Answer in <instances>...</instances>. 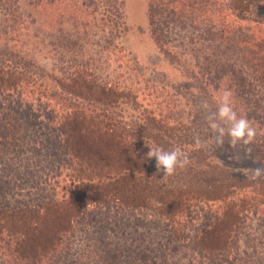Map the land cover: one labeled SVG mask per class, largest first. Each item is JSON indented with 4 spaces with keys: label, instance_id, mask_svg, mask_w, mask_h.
<instances>
[{
    "label": "rangeland",
    "instance_id": "1",
    "mask_svg": "<svg viewBox=\"0 0 264 264\" xmlns=\"http://www.w3.org/2000/svg\"><path fill=\"white\" fill-rule=\"evenodd\" d=\"M117 1L93 0L83 15L80 0H51L47 13L23 3L30 17H13L19 38L8 47L10 17L0 9V53L10 51L0 83V117L7 119L6 128L0 119V264H263L264 177H249L250 169L264 167V46L245 53L228 43V55L217 49L218 60L230 57L239 67L232 107L257 132L251 145H231L227 137L217 145L208 119L216 120L227 82L215 95L212 82L199 81L204 59L190 50L178 58L162 52L151 36L150 0ZM259 4L250 16L264 22V0ZM173 35L171 45L178 46L184 33ZM78 64L94 72L90 81L133 92L115 110L123 137L106 159L105 141H89L83 150L91 161H81L70 151L74 142L68 151L60 140L63 114H90L67 107L68 81L58 85ZM157 146L188 155L173 189L172 176L163 179L155 158L147 159ZM137 155L143 164L132 170ZM218 166L236 178L235 187L227 190L226 179L212 194L201 183V196L193 198L192 173L227 176ZM164 191L172 193L169 201L160 200Z\"/></svg>",
    "mask_w": 264,
    "mask_h": 264
},
{
    "label": "trees",
    "instance_id": "2",
    "mask_svg": "<svg viewBox=\"0 0 264 264\" xmlns=\"http://www.w3.org/2000/svg\"><path fill=\"white\" fill-rule=\"evenodd\" d=\"M50 1L51 0H22L20 2L18 0H0V9L3 10V14L6 17H10V19H8L9 25L6 27L4 32L6 35L5 40L7 47L9 43H13L15 39L19 38L17 33L18 29L15 27V25H13V19L16 17H30V15H28L26 11L23 10L22 4L27 3L30 8L34 9V11L38 10L39 12V9L45 11L44 8H48L46 5L47 2ZM110 1H113L114 3L118 2L117 0ZM92 2L93 0H80L81 5L79 4V7L76 5V8H79L80 14L83 15V9L92 8L94 5ZM259 3L260 0H150L149 23L152 30L151 36L159 45L162 52L165 55H168L170 58L185 56L186 52H188L187 50H190L196 55L195 59L198 62L204 59V62H206L208 66L200 67V83L203 84L204 81L212 82L215 88L214 94L216 95L220 93L221 88H223V82H227V90L231 91L232 93L236 85L233 83V79L235 76H237L239 67L235 62H233V60L229 59L230 57H228L225 62L218 60L219 56L217 54V49H221L222 47L221 53L228 55L231 52L226 47L228 43L230 46H233L232 48H236L238 52L244 51L246 53L244 49L249 47L252 48L251 50H255L256 47L263 48L264 22L253 19L250 16V14L252 15V13L257 10L258 6L260 5ZM210 5L212 8H214V10L210 9ZM205 7L209 8L212 12L205 13L203 11ZM194 11L197 17H193ZM45 12L47 13V11ZM159 25H163V30L157 27ZM126 26L127 23L124 22V31H126ZM75 29L78 31V27ZM188 29H194V32L195 29H197L200 30V32H188ZM176 30L183 32L184 36L181 37L182 41L180 44L173 47L171 44L173 41H175L173 37L177 36L173 35ZM235 36L236 38H239L240 41H236V43L230 41V39ZM252 44L256 46L253 47ZM211 45L218 47L212 51L210 49V47H212ZM7 47L4 48L0 53L3 58H6L2 59V62L0 63V83H4V75L6 74L4 72L5 68L3 67L8 60L7 55L10 52L8 51ZM182 49H184L185 52L182 51L184 53L180 52ZM210 51L212 52L207 53ZM207 54L210 55L207 56ZM260 54H264V52H261ZM217 60L220 62V64L214 66L213 63H216ZM8 62L14 65V72L17 73V71L20 69L18 63H15L14 60H10ZM184 67V69L187 68L186 66ZM188 72L192 74V77L198 79L199 76H196L194 72ZM50 76L52 75L47 74V77ZM90 78H92L93 81L96 79L94 72L87 68V66L85 67L78 64L72 66V73H69L67 77L64 76L57 79L59 87L62 86L64 79L68 81L65 92L67 99L64 98V101L66 102L65 105L69 107L71 104L76 110L79 109L85 112H90L89 115L84 113L80 115H76L75 113H66L61 116L63 121L61 122L60 140L65 143L66 149L68 151L70 150L68 145L74 142L75 147L70 151L74 152L75 157L81 161L85 160V157H88V161H91V157H89L90 154H85L83 150L85 148L88 149L87 144L89 141L92 142L91 146L95 145L97 142H107V146L104 147V150L106 151L101 157L105 159L109 157V153L114 147L113 143L115 141L118 143L117 137L118 139L121 136L123 137V133L120 130V114L115 112V110H117L121 100L124 97H129L130 94L132 95L133 93L131 89L119 88V86L111 85L104 81L93 82L90 81ZM207 85L208 83L206 82V86ZM206 86H204L205 91ZM73 99L74 102L72 103ZM69 101H71V103ZM233 101L237 102L238 100L233 97ZM261 115L262 114H257L256 117L260 118ZM1 118L2 117H0V119ZM5 120L3 128L4 126L5 128L7 126V124L5 125ZM0 124L2 123L0 122ZM117 145H120V143ZM172 149L173 148H169L166 149V151H170ZM91 156L96 158L98 161L100 160V164L103 162L101 157H97L99 154H93ZM189 156L197 157L195 154ZM207 160H209V157L203 158V162L209 163ZM141 163L142 158L141 156L137 155L135 164L130 166L132 170L133 168L140 169L143 164ZM210 165L211 164H209V166ZM100 166L103 167V164ZM217 168L219 170H223L222 172L227 176L223 177L221 175L210 174L208 171L205 173L201 172L200 174L192 173L188 188L190 190V194H197L193 195V198L201 196L202 191H199L197 188L203 189L204 185L206 189L210 190L208 192H213L212 194L219 192L221 187L218 183L226 181V179L229 182V185L226 186L227 190L235 187L234 183L236 182V178L233 177L229 172L225 171V169H222L220 166ZM175 174L168 179L167 188H175H172L173 181L178 180L181 176V174ZM246 180L248 179H243L241 182L243 183ZM201 183L205 184L202 185ZM156 192H158V190ZM208 192L207 194H209ZM160 194L163 195L160 197V200L162 201H169V198L172 197L170 195L172 194L171 192L164 191ZM204 242L205 240L201 239V245L206 249L207 245H205ZM260 257L264 264V254Z\"/></svg>",
    "mask_w": 264,
    "mask_h": 264
},
{
    "label": "clouds",
    "instance_id": "3",
    "mask_svg": "<svg viewBox=\"0 0 264 264\" xmlns=\"http://www.w3.org/2000/svg\"><path fill=\"white\" fill-rule=\"evenodd\" d=\"M231 97V91L225 90L216 112V120L208 119L215 143L223 145L227 137L231 145H251L257 135L256 129L246 118L237 115L232 107ZM196 142L201 143L199 138ZM149 148L147 159L155 158L157 171L164 173L163 179L173 176L177 169H183L190 163L187 155L179 147L170 151L158 146ZM251 151V148L247 149L248 153ZM250 172L249 179L258 180L264 177V167L250 169Z\"/></svg>",
    "mask_w": 264,
    "mask_h": 264
}]
</instances>
